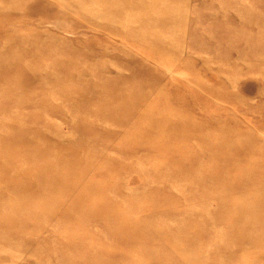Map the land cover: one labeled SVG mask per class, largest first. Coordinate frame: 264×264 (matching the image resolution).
I'll list each match as a JSON object with an SVG mask.
<instances>
[{"label":"rangeland","instance_id":"1","mask_svg":"<svg viewBox=\"0 0 264 264\" xmlns=\"http://www.w3.org/2000/svg\"><path fill=\"white\" fill-rule=\"evenodd\" d=\"M0 264H264V0H0Z\"/></svg>","mask_w":264,"mask_h":264},{"label":"bare ground","instance_id":"2","mask_svg":"<svg viewBox=\"0 0 264 264\" xmlns=\"http://www.w3.org/2000/svg\"><path fill=\"white\" fill-rule=\"evenodd\" d=\"M111 1V0H110ZM115 1V0H114ZM157 81V80H156ZM159 82V81H158ZM60 84V83H59ZM79 87V86H78ZM30 88V87H29ZM74 90V89H73ZM113 93V92H112ZM82 95V94H81ZM43 99V98H42ZM45 99V98H44ZM59 99H61V98H59ZM56 103V102H55ZM97 106V105H96ZM69 108V107H68ZM51 110V109H50ZM46 112V111H45ZM90 115V114H89ZM86 118V117H85ZM47 120V119H46ZM48 128V127H47ZM90 133V132H89ZM57 136V135H56ZM199 136H200V134H199ZM249 136V135H248ZM123 137V136H122ZM203 138V137H202ZM59 140V139H58ZM111 140V139H110ZM8 141V140H7ZM204 141V140H203ZM2 142V141H1ZM4 142V141H3ZM2 142V143H3ZM11 142V141H10ZM88 143V142H87ZM167 143V142H166ZM7 144V143H6ZM12 144V143H11ZM3 145V144H2ZM8 147V146H7ZM56 147V146H55ZM66 147V146H65ZM197 147V146H196ZM73 148V147H72ZM110 148V147H109ZM74 149H75V147H74ZM12 150V149H11ZM45 152V151H44ZM259 153V152H258ZM249 156V155H248ZM92 162V161H91ZM94 162V161H93ZM194 165V164H193ZM192 165V166H193ZM233 171V170H232ZM32 179V178H31ZM214 179V178H213ZM192 180V179H191ZM38 183V182H37ZM10 184V183H9ZM6 244V243H5ZM38 262V261H37ZM40 262V261H39Z\"/></svg>","mask_w":264,"mask_h":264}]
</instances>
